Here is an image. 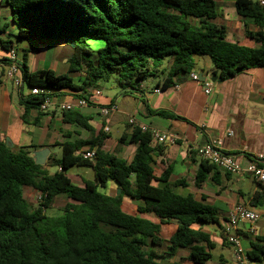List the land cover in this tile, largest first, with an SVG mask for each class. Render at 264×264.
I'll use <instances>...</instances> for the list:
<instances>
[{
	"label": "trees",
	"instance_id": "1",
	"mask_svg": "<svg viewBox=\"0 0 264 264\" xmlns=\"http://www.w3.org/2000/svg\"><path fill=\"white\" fill-rule=\"evenodd\" d=\"M11 10L17 26L15 38L29 37L64 40L73 48L70 71L83 73L82 85L68 74L53 70L29 71L27 50L19 61L28 86H40L54 96L63 89L83 91L100 80L115 78L122 91L138 89L166 57H172L163 85L175 83L179 74L189 75L196 56L208 55L214 73L224 80L253 67H264V6L257 0H236L241 15L253 19L262 29L248 31L260 45L247 47L226 39V28L213 22L216 0H2ZM8 26V24H6ZM5 29L0 27V34ZM92 41H103L94 48ZM0 46L10 51L12 39L0 36ZM8 62L7 58L2 59ZM26 111L39 109L44 94H24ZM40 110V109H39ZM161 114H167L160 111ZM64 119L92 130L89 118L77 109L63 110ZM171 115V114H170ZM23 120H26L25 114ZM105 134L91 139L64 143L61 158L52 166L60 170L50 174L37 164L24 147L7 146L0 133V264H162L181 249L188 258L205 264L215 247L204 230L220 224L215 207L200 202L190 193L180 194L168 184H153L151 131L134 126L129 140L137 144L131 161L101 149ZM125 140V136L121 138ZM96 146L93 159L78 151L82 146ZM93 167L96 181L86 180L83 187L71 182L67 171L73 166ZM206 165L202 159L198 182L204 180ZM114 180L121 194L109 196L98 190ZM33 187L39 194L37 205L25 196ZM64 195L68 201L56 216L47 214L53 199ZM144 202L140 210L153 213L158 221L126 212L123 197ZM177 223L166 235L163 225ZM226 240V238H225ZM249 258H264V237L251 239Z\"/></svg>",
	"mask_w": 264,
	"mask_h": 264
},
{
	"label": "crops",
	"instance_id": "2",
	"mask_svg": "<svg viewBox=\"0 0 264 264\" xmlns=\"http://www.w3.org/2000/svg\"><path fill=\"white\" fill-rule=\"evenodd\" d=\"M235 1L216 0L218 14L213 22L226 28L228 41L256 48L260 43L249 36L248 31L255 33L262 28L253 19L241 15ZM1 2L2 0H0V27L5 31L0 36L3 39L13 40L12 36L15 37L17 26L11 21L12 13L9 6ZM25 40L34 42V45L25 46L20 52L13 40L15 47L12 49L16 50L20 61L23 50H27V65L30 72L38 73L50 69L56 74H68L73 81L78 77L83 83L85 78L83 73L70 71L69 59L73 48L66 41L39 39L34 36ZM67 45L72 48V52L68 54ZM7 52L0 46V133L4 141L9 139L12 148L24 147L34 151L49 147L50 155L44 167L50 174H54L60 168L55 166L56 168L52 169L51 163L53 158H61V144L76 143L105 134L101 149L131 161L137 150V144L129 140L133 127L146 126L150 130L156 129L172 135L174 141L153 143L156 148L153 153V184L156 186L168 184L176 192L190 193L196 200L211 205L217 210L220 224L206 225L204 230L211 235L215 243L214 248L221 245L223 249L230 251V255L221 252L217 256V261L212 262V253V258L205 264H236L234 249L225 240L223 226L229 212L237 204L248 205L260 213L254 234L246 232L251 226L249 221L239 222L242 247L248 252L251 250V239L256 236L264 237V183L247 174L225 173L209 165L205 167L204 180L198 182V174L202 169L199 148L209 140L221 139L222 149L233 154L242 165H247L259 154L264 155V67L249 68L224 80L217 76V80L212 81L211 77L215 73L211 58L208 55H198L200 58H196L193 71L203 73L207 76V80L213 82L211 93L205 92L203 83L191 79L190 75L186 74L177 75L174 84L164 86L172 59L168 66H164L162 62L155 67L153 74L132 92L122 91L117 84L109 90L99 82L95 87L86 86L88 90L84 94L89 102L78 107L77 110L89 118V124L92 125V130H89L74 122L66 121L63 110L57 108L43 112L30 107L26 111L19 89L6 76L8 62L2 59H8ZM198 63L204 64L208 74L197 68ZM157 88L160 89L159 92L156 91ZM96 89L101 90L100 95L95 94ZM61 92L55 95L56 99L74 103L82 97L77 93L83 91L63 89ZM112 102L118 104V110L112 111L107 116L104 115L101 112L102 107ZM160 111L167 114H161ZM131 118L134 119L133 123L130 122ZM123 136L125 140L121 139ZM96 149V146L90 148L86 145L82 146L78 153L84 155L89 150L95 153ZM83 166L90 167L93 171V167L89 165L73 166L72 168H78L73 174H70L72 168L67 171L71 182L80 187L85 185L86 180L96 181L94 171L91 175L85 169H79ZM119 188L114 180H108L105 186H99L98 190L109 196H115ZM26 191L25 188V196ZM30 192L33 195L39 193L34 188ZM143 204L142 200L124 195L122 208L128 213L157 222L156 215L140 210ZM176 226L177 223L173 222L171 225H163L162 229L166 235H169ZM184 250L189 254L188 249H181L176 256L162 259L161 263L196 264L188 258V255L187 261L181 262ZM255 264H264V258Z\"/></svg>",
	"mask_w": 264,
	"mask_h": 264
},
{
	"label": "built area",
	"instance_id": "3",
	"mask_svg": "<svg viewBox=\"0 0 264 264\" xmlns=\"http://www.w3.org/2000/svg\"><path fill=\"white\" fill-rule=\"evenodd\" d=\"M261 5L264 6V0H257ZM19 57L15 49L9 51L8 66L6 70V76L12 80L14 86L24 94H44V99L40 104L39 109L43 112H48L53 109L69 110L77 109L78 107L88 104V98L79 97L76 102H65L56 99L47 89L40 86H28L24 80L23 71L19 63ZM190 78L203 83L206 93H211L213 89V82L211 80H201L199 74L196 71H192ZM156 91H160L159 88ZM96 95L101 94L100 89H96ZM119 106L117 103L112 102L102 107L101 112L104 115H109L112 111L118 110ZM130 122L133 123L134 119L131 118ZM144 131H151L152 133V144L153 143H166L174 141L172 135L160 132L156 129L150 130L146 126H141ZM231 134V133H230ZM221 139L209 140L199 148V155L205 161L216 166L222 172L225 173H236V174H247L257 180L258 182L264 183V155L259 154L252 158V161L247 165H242L237 158L222 149ZM95 153L92 150L84 153L85 158L93 159ZM260 219V213L254 210L252 207L245 204H237L229 212L226 223L223 226V234L229 244L234 249V257L236 264H255L249 256L248 252L241 245L242 232L239 230V222L247 220L251 223V226L246 230L248 234L255 233V224Z\"/></svg>",
	"mask_w": 264,
	"mask_h": 264
},
{
	"label": "rangeland",
	"instance_id": "4",
	"mask_svg": "<svg viewBox=\"0 0 264 264\" xmlns=\"http://www.w3.org/2000/svg\"><path fill=\"white\" fill-rule=\"evenodd\" d=\"M12 38L15 41V43L17 44L18 50L20 52H21L23 47H25V46H33L34 45V42H31V41H28V40H25V39L24 40H17V38H15L13 36H12ZM91 45H92V47L97 48V47L103 46L104 42L103 41H92ZM71 52H72V48L69 45H67L66 53L68 54V53H71ZM7 54H9V51L7 52ZM20 57H21V55H20ZM196 58L199 59L200 57L197 56ZM171 59H172L171 56L166 57L163 60V65L164 66H168ZM197 68L200 69V70H204V73L208 74V70L204 67L203 63H200V64L198 63L197 64ZM0 72H1V66H0ZM74 83L77 84V85H82V82L80 80H78V77L74 78ZM99 83L101 85H103L106 88V90H109V88H111L112 86H116V81H115L114 77L111 78L108 81L100 80ZM51 168L55 169L56 167L52 166ZM77 169H78L77 167L72 168L70 170V174L75 173ZM79 169H85L86 172H88L89 174H91V175L93 174V171H92V169L90 167L83 166V167H80ZM26 189H27L26 197L32 202L33 205H37L39 197H40V194L39 193H36V195L35 194L34 195L31 194L30 191L33 190L32 187L28 186V187H26ZM67 201H68V198H66L64 195L57 196L56 198H54L51 206L47 209V214L50 215V216H56V215L61 214L62 207L65 205V203ZM221 252H223L226 255H230V251H228L226 249H223L221 247V245H218L216 248H214L212 250V253H213L212 262H216L217 261V256ZM182 255H184V256H183V259H182L181 262L184 263V262L187 261L186 258H187V255H188V251L184 250Z\"/></svg>",
	"mask_w": 264,
	"mask_h": 264
},
{
	"label": "water",
	"instance_id": "5",
	"mask_svg": "<svg viewBox=\"0 0 264 264\" xmlns=\"http://www.w3.org/2000/svg\"><path fill=\"white\" fill-rule=\"evenodd\" d=\"M198 74H199V77L201 80H205L207 78V76L204 75L203 73H198ZM211 80L216 81L217 75L216 74L212 75ZM6 144H7V146L12 147V143L9 141L8 138L6 139ZM30 154L33 156V158L37 164L45 165L48 158H49V155H50V148L44 147L41 149L30 151ZM121 191H122L121 188H119L117 195L121 194Z\"/></svg>",
	"mask_w": 264,
	"mask_h": 264
}]
</instances>
